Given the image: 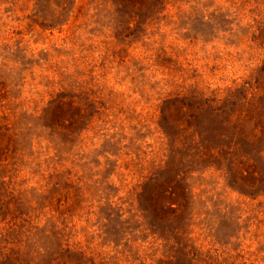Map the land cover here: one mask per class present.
I'll use <instances>...</instances> for the list:
<instances>
[{
	"label": "rangeland",
	"instance_id": "1",
	"mask_svg": "<svg viewBox=\"0 0 264 264\" xmlns=\"http://www.w3.org/2000/svg\"><path fill=\"white\" fill-rule=\"evenodd\" d=\"M0 264H264V0H0Z\"/></svg>",
	"mask_w": 264,
	"mask_h": 264
}]
</instances>
